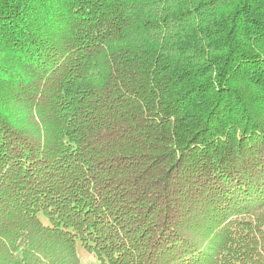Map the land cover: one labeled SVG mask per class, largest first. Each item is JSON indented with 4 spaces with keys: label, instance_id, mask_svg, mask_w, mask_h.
<instances>
[{
    "label": "trees",
    "instance_id": "trees-1",
    "mask_svg": "<svg viewBox=\"0 0 264 264\" xmlns=\"http://www.w3.org/2000/svg\"><path fill=\"white\" fill-rule=\"evenodd\" d=\"M0 264H264V0H0Z\"/></svg>",
    "mask_w": 264,
    "mask_h": 264
},
{
    "label": "rangeland",
    "instance_id": "rangeland-1",
    "mask_svg": "<svg viewBox=\"0 0 264 264\" xmlns=\"http://www.w3.org/2000/svg\"><path fill=\"white\" fill-rule=\"evenodd\" d=\"M78 253L82 261H92L93 257L87 254L82 248L78 247Z\"/></svg>",
    "mask_w": 264,
    "mask_h": 264
}]
</instances>
